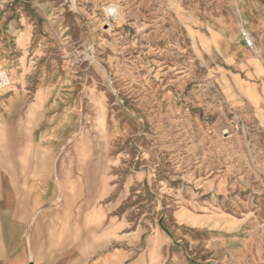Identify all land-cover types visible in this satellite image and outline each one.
I'll return each instance as SVG.
<instances>
[{"label": "rangeland", "instance_id": "1", "mask_svg": "<svg viewBox=\"0 0 264 264\" xmlns=\"http://www.w3.org/2000/svg\"><path fill=\"white\" fill-rule=\"evenodd\" d=\"M0 41H27L0 94L73 101L76 154L107 171L79 242L264 264V0H0Z\"/></svg>", "mask_w": 264, "mask_h": 264}, {"label": "crops", "instance_id": "2", "mask_svg": "<svg viewBox=\"0 0 264 264\" xmlns=\"http://www.w3.org/2000/svg\"><path fill=\"white\" fill-rule=\"evenodd\" d=\"M26 42L0 41V65L13 68ZM29 94H0V264H122L124 251L111 257L73 230V206L94 204L85 192L107 177L99 157L89 165L76 154L73 101Z\"/></svg>", "mask_w": 264, "mask_h": 264}, {"label": "built area", "instance_id": "3", "mask_svg": "<svg viewBox=\"0 0 264 264\" xmlns=\"http://www.w3.org/2000/svg\"><path fill=\"white\" fill-rule=\"evenodd\" d=\"M243 37L246 40L248 46H250V47L253 46L252 41L249 39V35L247 33H244ZM0 84H2V81H0Z\"/></svg>", "mask_w": 264, "mask_h": 264}, {"label": "bare ground", "instance_id": "4", "mask_svg": "<svg viewBox=\"0 0 264 264\" xmlns=\"http://www.w3.org/2000/svg\"><path fill=\"white\" fill-rule=\"evenodd\" d=\"M250 39V38H249ZM0 81H2L1 79H0ZM6 85V83H4L3 81H2V84H0V87H3V86H5Z\"/></svg>", "mask_w": 264, "mask_h": 264}]
</instances>
